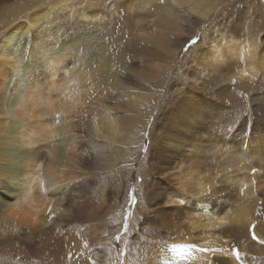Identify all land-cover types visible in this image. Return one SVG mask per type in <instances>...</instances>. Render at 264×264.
<instances>
[{
    "label": "bare ground",
    "instance_id": "bare-ground-1",
    "mask_svg": "<svg viewBox=\"0 0 264 264\" xmlns=\"http://www.w3.org/2000/svg\"><path fill=\"white\" fill-rule=\"evenodd\" d=\"M45 2L47 0L23 1L8 13V17L5 13L6 18L0 20V192L14 198L12 202L4 203L2 199L0 208L8 207L5 212L15 220L13 225L4 222L5 214L0 213V264H24L18 259L19 255L29 257L32 263L27 264H60L68 248H82L76 240L78 231L72 230V225L100 214L93 208L91 176L94 174L89 175L87 167L97 158L100 165H105V153L116 154L126 149L134 125L130 118L123 128L115 114H93V111H100L111 89L120 90L113 99L125 102L128 108L133 107L130 100L135 93L122 83L125 79L131 80L132 71H122L127 60L142 64L155 59L157 50L153 46L162 49L165 62L173 59L183 42L197 36L217 9L214 0H137L136 4L134 0H122L127 9L135 10L137 5L144 11L142 17L150 18L154 27L150 30L141 27L146 35L141 31L145 36L138 35L140 40L137 42L128 38L117 42L110 32L105 37L108 47L96 42L99 46L90 51L92 57L86 59L83 52L76 56L77 51H70L68 46L70 42L78 45L80 39L75 35L70 39L65 36L69 32L77 35L93 19L102 22L101 5L93 0L79 7L62 4L59 0L43 6ZM257 9L264 23V10L260 4ZM136 12L135 17L139 15ZM111 25L114 32L118 28L117 22ZM167 26L169 30L187 35L172 44L171 33H162ZM226 28H221L218 37L210 36L208 31L205 33L211 50L207 53V65L218 73L220 69L227 71L231 66L252 60L257 45L254 41L240 39ZM224 32L226 35L223 36ZM60 35H63L62 42H59ZM133 37L137 38L134 34ZM20 39L25 44L30 43L26 51L14 47ZM147 42L153 46L148 47ZM122 51L125 54H121ZM73 59L76 68L66 74ZM243 73L239 69L231 75ZM52 89L57 91L55 97L45 93ZM151 91L148 92L150 95ZM155 91L153 95H156ZM184 91L171 102L173 106L167 111L166 123L160 127L158 142L152 147L153 156L171 164L170 169L174 172L176 160L181 156H186L185 163L193 158L200 148L197 134L211 122L205 102L195 99V92L187 94ZM60 94L62 100H58ZM146 111L142 112L141 118L150 117ZM254 111L264 114V107L257 106ZM251 116L248 112L239 125V131L246 133L237 137L235 144L231 141L219 144L217 138L211 141L217 165L212 174L204 176L206 179L197 174L192 196L185 197L182 191L170 196L167 188L157 194L152 217L160 227L159 240L149 242L155 254L151 253L153 256L147 262L135 264H246L260 252L264 230V220L260 217L264 209L262 212L250 210L246 193L251 190V184L247 186L230 178L232 164L233 168L250 169L251 162L259 166V171L254 174L264 175V131L259 125L251 124ZM147 122L148 118L145 125ZM164 129L168 131L166 134ZM56 135H61L57 142L51 140ZM134 135L131 147L135 143L141 144V139L137 136L135 140ZM235 147L242 153L233 154ZM244 155L249 156V162ZM179 168L177 171L183 170ZM170 172L164 176L166 182H172ZM188 174L184 178H189ZM181 185L180 188L184 187ZM242 187L245 188L243 191ZM253 225L258 238L255 241L252 239ZM234 249L239 250V259L234 255ZM110 251L113 256L108 258L107 264H118L120 255L113 246ZM129 258L127 253L123 263L128 264ZM70 259L62 263L80 264Z\"/></svg>",
    "mask_w": 264,
    "mask_h": 264
},
{
    "label": "rangeland",
    "instance_id": "rangeland-1",
    "mask_svg": "<svg viewBox=\"0 0 264 264\" xmlns=\"http://www.w3.org/2000/svg\"><path fill=\"white\" fill-rule=\"evenodd\" d=\"M23 1L27 2L28 0H0V20L8 17L10 15L8 13L12 12ZM50 1L58 2V0H47L43 6L46 3H50ZM89 1L59 0L62 4L69 3L71 7L84 6ZM94 1L101 5L103 21H94L93 19L92 22H88L90 25H87V29L79 30L77 35L69 32L68 35L65 36V39H70V37L74 35L75 38L78 37L77 39H80L76 46L74 42H70V44L73 45L68 43L69 48H71L70 51H77L76 56L79 55L78 52L81 51L86 59L92 57L91 52L99 46L96 42L102 45L106 44V47H108V40L105 37L109 36L110 32L115 40H118L117 42H122L126 38L134 39V42H137L140 40L138 35H142L141 31L146 35L143 30H150L151 27H154L150 22V18L147 17L146 19V17H142L144 11L140 10L137 5H135V10H130L127 9V5L122 2V0H93V2ZM134 1H136V4L137 0ZM214 2L217 4L216 12H213L215 15L213 14V16L209 18L204 28L199 29L197 36L195 35L193 38H188L183 42L179 53L176 50L177 53L174 54L175 57L173 59L170 58L169 61L165 62L162 58L164 56L162 49L153 46L151 42H147L146 44L148 47L153 46V49L155 51L157 50V57L155 59L143 62V65L141 63L136 64L132 62L131 59L129 63L127 60L125 68H122V71H132L131 80L125 79L122 83L125 86H130L129 88L131 91L135 93L130 100L134 104L133 107L128 108L125 102H118L113 99L120 90L111 89L107 96H105L100 111H93V114H107L109 112L115 114L119 124L121 123L120 125L123 128L126 127L130 118H132V122L134 121V125L131 128L132 133L126 142V144L129 142V146L126 147V149L123 148V150L120 151L121 153L116 154L105 153V165H100L98 158L92 160L88 165L89 175L94 174L91 176L93 179L92 200L95 203L93 208L99 211L98 213L100 214L96 217L91 216V218L81 220L77 224L72 225V230L75 229L78 231L76 240L81 244L80 246L82 248L80 250H71L68 248L67 255L62 259L63 261L61 260L62 262L69 261L71 258L72 260H70L72 262H79L80 264H107L108 258L110 260L113 256V253L110 251L111 246H113L114 251L118 252L120 255L121 261L118 264H124L123 257H125L127 253L130 254L128 264L139 263L143 260L147 262L148 259H150L149 257L155 254V249L152 248L149 242L159 240L158 231L160 227L152 217L154 199L158 197V193L167 188V194L170 196L181 191L185 197L192 196L195 192L196 185L194 182L197 179V174L201 175H199V177L206 179L208 175L214 172V166L217 165L215 156H213L211 141L217 138L219 144L227 141L234 142L235 144L236 138L244 136L246 133L244 130L240 132L238 128L241 122L246 118L245 115H248V112L252 115L251 124L253 125L254 123L259 125L261 130L264 131V114L255 113L254 111L257 106L261 105V107H264V23L260 20L257 9V6L260 4L264 10V0H220V2L219 0H214ZM136 10L138 11L136 12ZM135 12L139 14L137 17H135ZM115 21L117 22L118 28L116 29L117 31L115 30L113 32V25H111V23ZM98 26L100 30L97 29ZM141 27L143 30H141ZM222 27H228L226 30H231L230 33L237 34L240 39L245 38L248 41H254L257 45H255L256 49L252 60L242 64L240 63V65L236 67L231 66L232 68L230 67L227 71L220 69L221 71L218 73V71L212 70L207 65V53L211 50L208 44L210 43L209 37H206L207 34L205 33L208 31L210 36L214 35L218 37V35L221 34ZM169 28L168 26L164 28L165 30L163 29L164 31L162 33L163 35L164 33L168 34V31L171 33L170 37L171 40H173L172 44L175 41L182 40L183 36L185 37L187 35V33L175 32L174 29H170V31ZM59 33L61 32L59 31ZM133 34L137 36V38L133 37ZM222 35H226L225 32L222 33ZM62 37L63 35H60L61 39L59 38V42L63 41ZM89 41L91 42L89 43ZM17 42L18 43H15L14 47L18 51H26V49L29 48L30 43L25 44L21 39L17 40ZM95 43L96 45H94ZM92 46L96 47L92 48ZM121 54H125V52L123 53L122 51ZM71 56L74 57L73 55ZM202 58L204 59L201 60ZM81 60H83V58ZM69 68L66 74H69L76 68L74 59L71 65H69ZM233 69L236 70L233 71ZM239 69L244 71L241 76L231 75ZM229 71L230 74L227 75ZM47 78L50 77L47 75ZM123 78L126 77L123 76ZM152 83L154 85H152ZM150 90L153 91H151L152 95L148 93ZM155 90H157V92ZM200 90H202V93ZM154 91L156 95H153ZM182 91L187 92V94L195 92L194 98L201 102H205L207 113L211 116V122L198 132L197 136H200V142L199 140H197V142H199L200 148L193 155V158L189 160L190 162L185 163L187 160L186 156H181L182 158L180 157L179 160H181L182 163L176 160L177 169H175L174 172V169H170L171 164L161 162V159L153 156L152 147L158 142V136L162 130L160 127L166 123L165 117H168L167 111L173 106L171 102L180 97ZM56 92L57 91L54 89L45 90L46 94L54 97ZM200 97L203 99H200ZM58 100H62L61 94ZM257 101L261 103L257 104ZM143 111L149 112L148 114H150L151 118L147 117L148 115H145V118H141ZM35 114H38V112L36 111ZM55 117H60V115H56ZM147 118L148 122L145 125ZM166 132L168 131L164 129L165 134ZM134 133L135 140L138 136L141 139V144L135 143L131 147L130 145L133 142ZM60 138L61 135H56L51 140L57 142ZM104 149L108 150V148ZM232 153H237L239 155L242 152L240 148L235 147ZM217 158L221 161L218 155ZM243 158L247 159V162L250 161L248 155H244ZM189 164L191 166H188ZM251 165L250 169H247V167L241 166L233 168L232 164L230 167L232 170L230 178L240 180V182L247 186L251 184V190L246 193V201L250 206V210L259 212L261 209H264V175L259 176L254 174L259 171V166L256 164L253 165L252 162ZM178 166H180L179 169L182 168L183 170L177 171ZM162 168L166 169L161 170ZM168 171L173 175V177L168 176L170 180L172 179V182H166L164 180V176L169 173ZM175 173L181 174L176 175ZM187 173H189L188 175L190 177H185V179L184 176H186ZM202 174L204 175L202 176ZM181 182H183L182 185ZM180 185L184 187L180 188ZM241 189L243 191L245 188L242 187ZM2 199L3 202L1 201ZM13 199L14 198L5 196L0 192V202H12ZM6 208L8 207H1L0 213L5 214L4 222H10L13 225L15 220L9 215L10 213L7 214L8 212H5ZM196 211H198V209ZM120 216L122 217L121 221ZM260 219L264 220V213ZM262 234V241H264V230ZM260 244L262 245L260 252L253 255V258L251 257L246 264L250 262H252L251 264H264V243L261 242ZM18 257L24 264L32 263L29 257L24 258V256L20 255ZM131 261L133 263H131ZM62 262H60V264H63Z\"/></svg>",
    "mask_w": 264,
    "mask_h": 264
},
{
    "label": "snow or ice",
    "instance_id": "snow-or-ice-1",
    "mask_svg": "<svg viewBox=\"0 0 264 264\" xmlns=\"http://www.w3.org/2000/svg\"><path fill=\"white\" fill-rule=\"evenodd\" d=\"M254 229H255V225H253V231H252V239L255 241V240H257L258 238H257V236L255 235V231H254ZM262 243H264V241H262ZM233 251H234V255L236 256V258L239 259V258H240V252H239V250L234 249Z\"/></svg>",
    "mask_w": 264,
    "mask_h": 264
}]
</instances>
